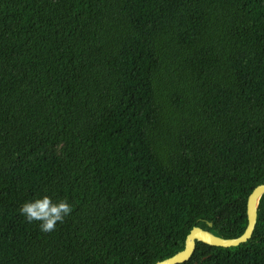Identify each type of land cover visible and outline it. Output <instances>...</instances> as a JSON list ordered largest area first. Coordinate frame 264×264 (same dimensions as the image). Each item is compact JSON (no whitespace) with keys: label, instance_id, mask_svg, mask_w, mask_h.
I'll list each match as a JSON object with an SVG mask.
<instances>
[{"label":"trees","instance_id":"trees-1","mask_svg":"<svg viewBox=\"0 0 264 264\" xmlns=\"http://www.w3.org/2000/svg\"><path fill=\"white\" fill-rule=\"evenodd\" d=\"M262 183L264 0H0V264H154ZM177 264H264V194Z\"/></svg>","mask_w":264,"mask_h":264},{"label":"water","instance_id":"water-1","mask_svg":"<svg viewBox=\"0 0 264 264\" xmlns=\"http://www.w3.org/2000/svg\"><path fill=\"white\" fill-rule=\"evenodd\" d=\"M264 194V183L257 185L250 193L247 201V217L248 224L245 231L238 237L224 238L216 235L209 229L201 226H194L186 237L184 249L178 251L174 255L162 260L156 261L154 264H177L188 260L196 248V241H202L215 246H236L247 241L253 234L258 214V206L260 199ZM212 225L211 222L208 223Z\"/></svg>","mask_w":264,"mask_h":264},{"label":"clouds","instance_id":"clouds-1","mask_svg":"<svg viewBox=\"0 0 264 264\" xmlns=\"http://www.w3.org/2000/svg\"><path fill=\"white\" fill-rule=\"evenodd\" d=\"M72 208L73 205L66 198L53 199L47 194H34L19 205L18 213L27 223L35 221L41 232L49 233L55 230L58 223L64 222Z\"/></svg>","mask_w":264,"mask_h":264}]
</instances>
